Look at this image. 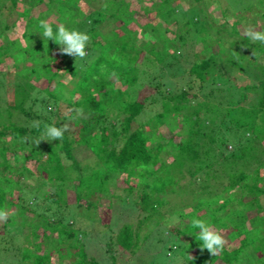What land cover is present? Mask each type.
<instances>
[{"label":"trees","instance_id":"16d2710c","mask_svg":"<svg viewBox=\"0 0 264 264\" xmlns=\"http://www.w3.org/2000/svg\"><path fill=\"white\" fill-rule=\"evenodd\" d=\"M19 1L29 5L47 1V14L57 16L52 5L62 0H0V12H8L0 30L13 24L7 20L10 15H24ZM83 1L87 9L82 18L67 27L89 35L83 59L61 54L58 44L44 41L36 32L23 46L14 39L0 42V208L9 212L1 227L25 237L22 242L29 246L20 250V262L49 264L52 251L58 264L72 256L70 264L128 262L140 250V229L154 217L161 236L156 242L166 239L164 244L170 242L171 248L183 246L181 254L190 264H240L243 259L244 264H264V231L253 229L250 238L248 230H242L245 220L263 210L264 65L251 58L247 48L264 54V43H253L239 33L244 17L232 24L226 20L229 31L239 36L235 44L214 39L211 34L218 31L214 20L197 4L185 12L177 0H152L151 5L135 0L137 9L125 8L127 0H97L100 11L92 0ZM251 6L264 19V0ZM151 14L165 24L151 25ZM220 14L226 18L228 8H221ZM169 17L174 29L168 26ZM107 19L113 25L103 31L99 24ZM50 22L55 32L59 19ZM130 23L137 30L129 29ZM147 27L152 36L148 39L142 37ZM27 35L23 31L20 37ZM197 41L200 49L193 50ZM15 48L28 58L13 69L2 68L3 56L12 57ZM40 76L44 83L33 81ZM142 116L147 117L142 121ZM64 124L68 131L62 140L34 143L46 125ZM75 146L91 150L93 163L79 162ZM26 171L40 182L25 184ZM68 188L74 205L86 208L98 206L92 196L107 197L110 191L123 189L128 199H121L123 207L142 217L124 222L116 233L108 231L100 258L89 255L86 244L77 239L82 230L75 225ZM235 189L246 193L238 207L251 206V213L240 224L230 225L224 216L238 208L229 207L227 200ZM175 196L182 205L173 203ZM112 205L108 201V208ZM164 207L190 221L210 215L211 224L228 228V238L236 239L237 245L228 248L226 243L212 256L201 250L199 229L191 222L184 231L166 224ZM32 224L34 230L28 229ZM101 224L109 226L106 221ZM25 229L28 234L22 236ZM82 232L85 238L89 235ZM141 261L142 256L134 264Z\"/></svg>","mask_w":264,"mask_h":264},{"label":"rangeland","instance_id":"374dc122","mask_svg":"<svg viewBox=\"0 0 264 264\" xmlns=\"http://www.w3.org/2000/svg\"><path fill=\"white\" fill-rule=\"evenodd\" d=\"M87 1V0H85ZM89 0L88 2H90ZM95 6L100 9V5H98L97 0H92ZM128 2L124 4V7H132L133 9H137L140 7L137 3H135V0H127ZM105 0H103V3ZM114 2V1H113ZM152 0H143L142 5H151ZM55 4L52 5V10L55 9L58 12V15L55 16L54 13L48 15L47 14V1H45L43 4H35L34 1L31 2V5L28 3H21L19 1L18 6L21 12H24V15L21 17L15 16V14L7 16V20L13 22V24L7 29V30H0L2 35L0 36V42L4 44H8L12 39H14L15 44L18 45L20 42L21 45H25L26 42L32 41L33 40V33H39L41 29L39 28V21L44 19V20H51L59 19L60 23H64L66 27H69L72 23L75 24L77 19L82 18L83 14L85 13L84 8L87 6L85 5V2L83 0H69L65 1L62 0L61 2H54ZM154 3V2H153ZM177 3L180 4L181 8L185 12H189V7L195 6L196 4L198 6L206 7V11L210 14L211 19L214 20V26L216 30L213 32L211 35L213 38L215 37L217 40L220 42H224L227 46L235 44L239 40V36L236 33H232L229 31V25L233 23L234 19H240L241 17H244V19H247L246 21L243 19V23H240L238 25L239 27V33L243 34L244 29L248 26H253L257 30L260 29V26L264 24V19H260L258 14V11L254 10V8L251 6L255 3V0H199L198 2H195L194 0H177ZM140 4V5H141ZM103 6V5H102ZM105 6V5H104ZM115 7V6H114ZM227 7L228 8V16L224 18L220 14V9ZM18 9V11H19ZM87 9V8H86ZM2 12H0V24H4L5 22V16L8 14L5 10L1 9ZM103 10L102 8L100 11ZM251 10V11H248ZM19 11V12H20ZM110 11H106V14H109ZM172 12V11H171ZM170 10L169 14L171 15ZM235 15H234V14ZM152 16L151 25L153 23H156L158 26L164 25L165 22L159 18L155 17L154 14H151L150 17ZM5 17V18H4ZM155 18V19H154ZM141 19V18H140ZM170 20H168L169 28L174 29V24L171 22V18L169 17ZM142 20V19H141ZM154 20V21H153ZM229 22L230 24H227ZM237 20V21H238ZM115 21V20H114ZM118 23V24H117ZM121 24L119 20L115 21V25ZM113 23L110 19L105 20L102 22V24H99L101 27V30H107L112 26ZM149 26V25H148ZM0 27H2L0 25ZM129 29H136L135 25L133 23H130L128 25ZM150 27H147L146 33L144 32L142 34L143 38H151L152 36L149 35L148 30ZM137 30V29H136ZM215 30V29H214ZM23 31H27V37L26 38H21V33ZM264 31V30H263ZM168 37H171L168 33H166ZM214 38V39H215ZM43 41V40H42ZM194 48H199L200 49V44L197 41L193 47ZM21 49V48H19ZM187 49V48H186ZM14 55L10 57L9 55H4L3 56V67L2 68H10L13 69L15 67L14 65L20 64L22 60L25 58L27 59L29 54H24V52L18 50L15 48ZM53 50V49H52ZM20 51V52H19ZM46 51V50H45ZM44 51V52H45ZM198 51V50H197ZM53 52V51H52ZM247 53L249 56L253 59H256L258 63H261L264 65V54L261 52H255L254 50L249 47L247 48ZM201 56V54H199ZM13 66V67H12ZM241 77V76H240ZM247 77V76H246ZM245 77V78H246ZM242 78V77H241ZM245 78H242L243 80ZM38 80V83L42 84L45 82V78L42 76L33 78V81ZM52 85V84H51ZM140 88L141 91H143L145 88L142 86H138V89ZM126 93L128 95H131V92L129 89L126 90ZM141 94V92H140ZM139 94V96H140ZM136 94H132V96ZM150 111V110H149ZM81 116H87L84 113H80ZM147 116H142L141 120H145ZM70 128V125H69ZM163 130L162 132H164ZM75 158L81 162L82 164H90L93 163L94 161V156L93 152L89 149H85L84 147L81 146H75L73 148ZM170 155L165 158V161L170 160ZM13 164H16L17 162L11 161ZM64 162H68L66 159H64ZM27 178L25 181V184L32 183L33 185H36L40 180H36V178L31 176V173L29 174V171L25 172ZM30 175V176H29ZM122 176V175H121ZM119 176L117 179H122V177ZM44 181V180H43ZM261 183V182H259ZM262 184V183H261ZM47 186H49L47 184ZM67 192V198L68 201L72 202V211L76 215L77 222V227L79 230H82L86 233L89 232V235L84 237L85 234H83L82 231H79L78 233V241L84 242L86 245V251L88 252L89 255H94L97 258H100L102 255V250L101 246L103 242L106 239V236L108 234V231H112L113 233H116L117 229L122 225L124 222H130L134 223L137 219L141 218V214L136 211H130L127 207H123L122 200L125 199V202H128V199L124 197L126 195L125 191L123 189L119 190H113L110 191V194L105 197V195H102L100 198L97 196H92L91 201H95L97 203V207L93 208H86L84 204L74 205L73 203V192L71 188H68L66 190ZM246 196V193L235 189L232 193V196L230 198H227L229 202V207H238V201L242 199L243 197ZM121 197V198H120ZM131 198L132 196H129ZM108 201H112L113 205L108 208ZM181 198L179 196H175L173 199V203H176L177 205H182L180 203ZM40 202V201H39ZM38 201L33 202V203H39ZM83 202V201H82ZM261 205L263 210L258 212V215L254 219H250L248 221L245 220L246 216H250L251 213V206L246 208L245 210L240 207H238L235 210V213L227 214L226 218L227 222H229L230 225H238L241 222L245 220L244 223V230L245 228L248 230L249 237L254 238L253 236L254 231L253 229L258 231V228L260 229L258 233H261L264 231V199H260ZM212 205H215V200L212 202ZM171 208H163L162 209V216L166 217L167 221L166 224L170 226H176V227H181V230L184 231L185 225H188L191 221L187 220L185 217L179 216L178 214L172 215L170 212ZM36 212H40L36 211ZM31 217V216H28ZM37 215H35L34 218H36ZM211 216H203L201 217L202 220H205L211 227H213L215 230L219 231L225 238L227 247L230 248L234 245H237V240L233 239L230 240L228 238V228L222 229L221 227H218L216 224H211L209 221ZM105 219V220H104ZM102 221H106L109 226L101 224ZM148 222L142 226L140 229V238H139V248L140 250H137L138 252L135 253L132 257L130 256L128 259V262L125 260L121 261L120 264H134V262L140 258V256L143 257V261H141L143 264H190L189 261H186L185 258L182 256V250L183 246H178V248H171L172 246L171 243L169 242L168 244H164L166 239L163 241V243L156 242V239L158 237H161L160 234L157 233V227L155 226L156 219L152 217L151 219L149 218L147 220ZM100 223V224H99ZM9 224V223H8ZM167 225V226H168ZM3 227V222L0 221V264H31V261H25V262H20V250L23 247H28L29 245L26 242H22L24 238L20 237V234H13L10 233L9 231L4 232L2 230ZM28 229L34 230V225L32 224ZM28 229H25V231H22V236H25L28 234ZM187 230V229H186ZM11 231V230H10ZM93 231V232H92ZM80 234V235H79ZM183 234H187L186 232ZM164 237H169V235L166 232H163ZM146 236V240H143V237ZM187 236V235H186ZM235 237V236H234ZM230 240V241H229ZM6 242V243H5ZM8 242V243H7ZM176 243V242H175ZM61 246H64L63 244ZM8 247V248H7ZM170 248V249H168ZM143 253H142V251ZM40 252L44 253L45 250L44 248L40 249ZM71 252H75V249H71ZM74 256H72L69 259H66L63 261L62 264H70V261L73 259ZM69 260V261H68ZM246 261L245 259L241 260L240 264H244ZM47 263L49 264H58V255L56 251H52L50 254V258L47 260Z\"/></svg>","mask_w":264,"mask_h":264},{"label":"clouds","instance_id":"9594fccd","mask_svg":"<svg viewBox=\"0 0 264 264\" xmlns=\"http://www.w3.org/2000/svg\"><path fill=\"white\" fill-rule=\"evenodd\" d=\"M39 34L44 41L53 40L60 46L61 54L72 56L76 59H83L87 56L86 47L90 40L86 32L77 29H69L63 23L56 26V31H53L52 22L49 20H40ZM243 34L253 43H264V31L257 30L253 26H248L244 29ZM75 119V117H69ZM68 131V125L64 124L61 127L55 125H46L41 137L34 140L36 145H39L41 140H62L64 133ZM9 212L0 208V221H7ZM191 224L193 228L199 229L196 239L201 242V250L206 249L212 256L221 253L225 247L226 240L224 236L213 227H211L205 220L192 219Z\"/></svg>","mask_w":264,"mask_h":264}]
</instances>
